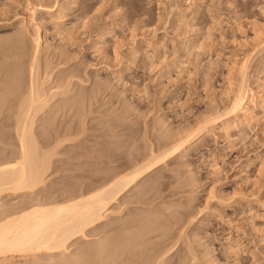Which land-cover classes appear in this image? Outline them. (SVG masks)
Returning <instances> with one entry per match:
<instances>
[{"label": "rangeland", "instance_id": "rangeland-1", "mask_svg": "<svg viewBox=\"0 0 264 264\" xmlns=\"http://www.w3.org/2000/svg\"><path fill=\"white\" fill-rule=\"evenodd\" d=\"M21 38L27 49L18 47ZM38 38L43 48L32 63ZM19 64L24 75L12 79ZM31 64L45 92L62 79L74 84L71 99L51 101L35 125L41 147L66 140L52 154L44 184L5 193L0 211L65 202L74 188L91 193L105 186L91 187L92 179L119 166L130 172L193 134L198 142L145 175V195L138 187L126 192L113 206L124 203L117 214L110 209L116 215L108 211L88 238L72 242L68 259L79 248L96 252L98 241L116 234L111 224L139 214L171 226V213L179 225L166 238L172 244L157 243L166 249L161 264H264V0H0V165L16 156L11 110L18 99L1 96L10 87L29 89ZM243 86L254 120L233 125L223 113ZM93 251L78 264H111L108 253L99 260ZM42 256L13 263L67 260Z\"/></svg>", "mask_w": 264, "mask_h": 264}, {"label": "bare ground", "instance_id": "bare-ground-1", "mask_svg": "<svg viewBox=\"0 0 264 264\" xmlns=\"http://www.w3.org/2000/svg\"><path fill=\"white\" fill-rule=\"evenodd\" d=\"M20 40L21 42L25 41L24 39L22 40V38ZM20 40L19 43H21ZM35 40L34 41L36 42V46L35 45L34 46L36 51H35V57L33 55L34 59L32 60V63L33 61L35 63V61L39 59L38 56L41 52V49L43 48L42 39L38 38ZM22 45H24L25 46L24 48H26L25 42L19 44L18 47L19 48L21 47L20 49H23ZM19 48H18L19 52L20 51L22 52L27 49L26 48L24 50H19ZM24 52H22L23 55L26 54V53L24 54ZM18 54L21 55L20 53ZM20 57L22 58L23 56L21 55L19 56V58ZM24 57H26V55ZM38 62L36 63L38 64ZM35 65L31 64L32 69L30 68L31 69L30 75L33 77L31 79L30 76V79L32 81L31 84L29 85L28 90H27L28 88L27 86L26 90L24 89L23 90L24 92L22 91L23 93L19 94L21 92L20 89L16 88L17 86L14 87V89H16L19 93L15 92V90L14 92L9 91V89L11 90V87L10 88L8 87L9 88L7 89L8 91L6 90L5 91L6 93L4 92L5 95L1 96L2 101H4L5 99L3 96H6L7 92H10L8 94L10 95L12 94V95L11 96L8 95V96L12 97L13 94L15 96L17 95L16 97H18L17 99L18 101L16 100L17 103L15 107L13 106L14 110L13 108L11 110V107H9V109L13 112V116L15 118L12 116V113L9 111V109H6L9 111L10 117L12 116L11 118H13L14 120V123L12 125V129H13L12 131L14 136L12 135L11 137L12 139L13 137H16L17 144H16V148L14 146L15 149H13L15 150V153L14 152L12 153L16 155L14 156L15 157L14 161L12 162L8 161L10 163H5L0 165V200L2 198V195L4 196L5 193H13L14 195H16L23 192H34L40 186H42L45 182V178L48 174V171L51 168V164H52L51 161L53 158L52 154L57 150V148H59V144L64 142V140H66L57 137V139L54 142L48 144V147H44V146L41 147L42 143L39 141L37 135L35 134L36 132L35 125L40 119V116L45 113L44 112L45 109L49 105L51 106V104L53 103V102L51 103V101L54 100L56 101L57 98L60 96L62 97L65 96V99L61 97L62 100L63 99L65 100V102L63 101V103H67L69 99H71L70 97L68 99V94L70 93L72 81L71 83H69L67 82L69 80L64 81V79L60 78L62 79V81L69 83V85H66L64 82H62L59 79L60 80L59 83L61 82L62 84H64V86L63 85L60 86L61 83L58 85L57 81L55 79H50L49 77L51 76H49L47 78L48 80L50 79L49 82L55 80L57 83L56 86L54 82L56 86L54 88H56V91L54 89L49 88L48 90H46L48 92H45L43 87H45L46 85H44V83H40V81L37 78H35L34 74L36 75L38 74L36 72L37 68L35 67ZM20 66L21 64H19L18 66L19 68L16 67L19 69V71L17 69L18 73L14 72L15 77L12 76V73L11 75L9 74L10 76H12V79L16 80V76L20 77L22 74L24 75V71L20 70V68L24 66L22 67ZM243 69L246 70L247 68L245 69L244 67ZM242 72L244 73V71ZM9 75L7 77L8 79L6 78L7 80H9L10 77ZM245 76L246 75H244V77ZM48 80H46L47 82L46 81L44 82L48 83ZM10 82H12V80H9V83ZM11 84L13 83H10L8 85ZM246 87L247 86H243V88H241V90L237 92L238 94L237 95L235 94L236 96L233 97V100L229 104L228 109H226L227 111L225 110V113H223V115L227 114L226 116L231 115L232 124L239 123L240 120H242L243 118L248 122L254 120V115L252 112L253 109L251 108L252 106H251L250 94ZM49 90H51V92L52 91L54 92L52 93L50 92L51 94L50 95L48 94ZM59 100H57L56 102H58ZM77 100L78 99H76L75 101ZM79 100L81 101L82 99L79 98ZM79 100L77 101L78 103L80 102ZM12 105H14V103L13 104L10 103V106ZM58 105L66 107L65 104L63 105L58 104ZM79 105L81 104L79 103ZM59 106H56L57 109L63 108ZM225 128L227 129V127ZM70 133L73 132L70 131ZM192 135L193 134L190 135L187 134V136H184V138L181 137V139L179 138L178 140H176L174 142V145L170 148V151L167 150L169 151L168 153L166 151L167 154L166 153L164 154V152L163 155L162 154L155 155V153H153V155L151 154L152 159H150L151 160L150 162H148L145 165L138 166V168H135L130 172L124 173V170L126 169L124 167H123L124 169L122 167H121L122 169H120L119 166L118 169L113 168L112 170L111 168L110 171L111 170L112 171L111 172L108 171L110 173H107L106 174L107 176L104 177L102 180L96 181L90 178L92 179L91 187L94 186L96 188L97 186L98 188V186L100 185L102 186L105 185L102 188H99L98 190L96 189V191L95 190L91 191V193L89 192L86 194H82V193L79 194L78 191H77L78 193L74 191L75 190L74 188L72 190L73 193H70L71 199L65 202H55V201L49 203L37 202L35 203L34 206H31V208L28 209L26 208L20 211H13L11 208L10 210L8 208L2 209L0 211V264H14L17 262L16 259L21 257H27V258L33 257L36 258L37 260L40 257V256L38 257V255L42 256V254H47V256L48 255L53 256L54 254L57 255L59 254L61 257L64 256V259L66 258L67 260H65V262L62 264H78L79 260L80 263L82 262L84 263L83 261L84 257H87L93 250L89 252V249L85 248L87 250V255L85 256L84 254L86 253V250L83 248H79L80 249V250L78 249L79 251L78 250L74 251V253H76L77 251L79 253L78 252L76 254L72 253V255L75 257L74 258L70 257L71 259H68L69 258L68 254L71 253L70 248L72 246V242L80 238L83 239L88 238L87 232L92 229H97L102 224L103 220H105L106 217L108 216V215L105 216V214L108 211L111 212L113 210L111 208L115 204L118 205L119 199L126 192L129 191L132 192L137 187H138L137 189L140 190L138 191L139 193L143 191L139 183L145 177V175H147L153 168L157 167V165L160 164L161 161H163L164 159L166 160L167 157L169 158L170 156H173L177 153L182 152L183 150H186L192 143L196 142L198 139L194 140L193 139L194 137ZM142 194L137 193V196L136 195L135 196L136 197H138V195L142 196ZM123 204H121V206ZM117 205L113 207L114 210H116V212L114 210L113 212L116 214L118 212V209L121 207L119 205L118 208ZM113 212H111L112 214L111 213H107V214H109V216L110 215L113 216L114 214ZM138 215L136 216L138 218L133 219L134 221L133 220L130 221V219L127 218L128 224H126L127 219L125 220L126 223L123 222L124 224L118 221L122 225L120 224L117 225L118 222L115 224V226H112L111 224L109 229L111 232H116V234L109 235L108 239L106 238L107 239L106 243H104V241L97 242L96 245L97 248H94L96 252L93 251V253L96 254V257L94 256V258L100 260L99 258L101 256L100 254L104 252V258H105V254L106 256L107 253L109 254V257L108 256L107 257L109 259L111 258L112 260L111 264H117V261L118 259L120 261L121 256H122L121 258L122 260L120 261V264H161V261L163 262V257H164L162 254H164L163 252H165L166 249H164L163 247L164 244L163 245L162 243L161 245L159 244V246H161V248H159L157 243L164 241L163 243L170 244L174 239L167 240L166 238L167 236L168 237L170 236L169 235L170 232L176 230L174 229L175 225L177 228L179 224L177 225L178 222L177 223L175 222L176 218H173L174 214L171 215V213H170V217L168 214L167 215L165 214L168 217L167 219L169 220L171 225V226L164 225L165 228L163 227V224H162L163 228L160 227L161 224L158 225L159 224L158 220L153 219L154 218L153 216H148V218L146 217L147 219L144 218L145 216L144 217L142 216L144 218L143 219L144 221H141L142 220L141 214H140L141 218H139ZM162 215L159 214L158 216L163 217ZM158 216L157 218H159ZM148 219H153L152 221L154 220L156 221H154L155 222L154 223ZM115 222L116 221H114V223ZM156 222L158 223L156 224ZM143 223H145V225ZM156 225H158V227H156ZM99 243L100 245H98ZM166 247L168 246H165V248ZM170 251L171 249H169V252ZM69 255L71 256V254ZM160 255L163 256V257L161 256L162 257L161 261H159L160 259L157 260V258H159ZM52 256L51 258L49 257L50 260L53 257L54 258L60 257L55 255L53 257ZM62 258L61 260H63ZM14 260H16V262L13 263ZM156 260L159 262L156 263Z\"/></svg>", "mask_w": 264, "mask_h": 264}]
</instances>
